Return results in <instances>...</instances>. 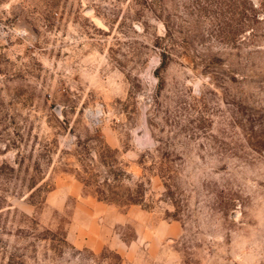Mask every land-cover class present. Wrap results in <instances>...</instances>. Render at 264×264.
<instances>
[{
    "label": "rangeland",
    "instance_id": "rangeland-1",
    "mask_svg": "<svg viewBox=\"0 0 264 264\" xmlns=\"http://www.w3.org/2000/svg\"><path fill=\"white\" fill-rule=\"evenodd\" d=\"M0 264H264V0H0Z\"/></svg>",
    "mask_w": 264,
    "mask_h": 264
},
{
    "label": "trees",
    "instance_id": "trees-1",
    "mask_svg": "<svg viewBox=\"0 0 264 264\" xmlns=\"http://www.w3.org/2000/svg\"><path fill=\"white\" fill-rule=\"evenodd\" d=\"M99 197H101L102 199H108V200H111V199H109L108 197H104V195L99 196ZM130 202H131V203H135V202H137V201H133V200H131Z\"/></svg>",
    "mask_w": 264,
    "mask_h": 264
}]
</instances>
